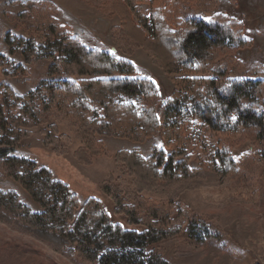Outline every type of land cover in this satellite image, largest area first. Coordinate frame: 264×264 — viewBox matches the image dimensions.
I'll return each instance as SVG.
<instances>
[{
    "label": "trees",
    "instance_id": "16d2710c",
    "mask_svg": "<svg viewBox=\"0 0 264 264\" xmlns=\"http://www.w3.org/2000/svg\"><path fill=\"white\" fill-rule=\"evenodd\" d=\"M112 1L123 31L135 43L151 48L164 71L186 76L175 80V91L163 103L151 80L135 76L132 63L86 47L66 26L48 16L42 18L47 32H41L38 38L16 37L14 41L22 47L26 65L37 59L49 60V73L56 79L24 95L16 94L8 85L4 91L36 123H43L46 113L68 121L90 152L99 143L95 136L142 143L161 135L164 149L154 146L148 157L141 156L137 149L119 151L116 159L136 178L123 192L105 188L114 211L143 231L114 224L95 198L81 204L49 169L9 155L28 132L7 123L1 102L0 158L8 174L23 185L43 211L35 213L15 192L0 190V217L88 263L168 264L156 252L146 257L135 249L183 229L194 235L196 228H203L178 200L184 189L204 179L202 169L192 167L191 162L202 155L219 174L235 176L239 163L229 143L238 135L248 139L264 159V68H251L247 70L250 76L243 77L244 65L234 58L213 63L217 47L227 43L240 47L245 41L241 23L220 13L207 17L202 0ZM137 3H147L148 13L136 9ZM34 5L33 1L25 4L26 8ZM142 27L149 28L150 36ZM90 74L98 78L85 77ZM43 132L46 142H55L51 131ZM202 135L209 138L208 142H201ZM242 161L247 163V157ZM2 177L0 174V180ZM145 190L165 195L174 205L176 218L171 206L144 199ZM124 247L134 250L121 251Z\"/></svg>",
    "mask_w": 264,
    "mask_h": 264
},
{
    "label": "rangeland",
    "instance_id": "374dc122",
    "mask_svg": "<svg viewBox=\"0 0 264 264\" xmlns=\"http://www.w3.org/2000/svg\"><path fill=\"white\" fill-rule=\"evenodd\" d=\"M28 1L35 5L26 8ZM202 1L207 17L220 13L242 24L245 43L240 47L230 43L217 47L213 63L226 57L234 58L244 65L243 77L250 76L247 70L251 68H264V0ZM135 7L149 11L147 3H137ZM45 16L66 26L86 47L132 63L136 77L154 83L160 103L175 91V80L186 76L164 71L151 48L135 43V39L123 31L112 0H0V102L7 123L28 132L13 145L9 155L30 159L49 169L55 179L68 185L81 204L95 198L114 224L142 232V227L129 225L124 215L114 211V202L105 188L123 192L136 178L123 162L116 159L119 151L137 149L141 156L148 157L154 146L164 149L161 135L148 137L142 143L115 136H95L99 143L90 152L68 121L46 113L45 121L36 123L20 110L19 102L4 91L8 85L16 94L24 95L41 83L56 79L49 73V60L37 59L26 65L22 47L14 41L16 37L38 38L41 32H47L42 20ZM133 21L137 23L138 19L133 16ZM142 29L150 36L149 28ZM85 77L98 78V75ZM45 94L49 96V93ZM51 124L55 126L49 127ZM43 131H51L55 142H46ZM208 140L202 135V143ZM229 145L239 163V172L235 176L221 175L201 155L191 162V166L200 167L204 179L184 189L178 198L199 219L203 228H196L194 235L183 229L177 235L135 249L137 253L148 257L156 252L168 264H264V159L241 135L230 139ZM246 157L247 163L242 161ZM0 174L3 176L0 190L15 192L35 213L43 211L23 185L8 174L3 158H0ZM142 197L171 206L172 216L176 218L174 205L165 195L145 190ZM120 250L134 249L124 247ZM0 264L98 263L85 262L65 249L58 250L20 224L8 223L0 217Z\"/></svg>",
    "mask_w": 264,
    "mask_h": 264
}]
</instances>
